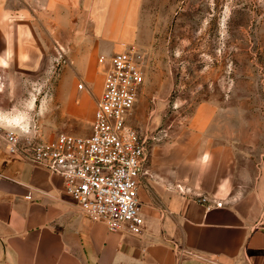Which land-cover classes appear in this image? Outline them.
<instances>
[{"label":"rangeland","instance_id":"obj_1","mask_svg":"<svg viewBox=\"0 0 264 264\" xmlns=\"http://www.w3.org/2000/svg\"><path fill=\"white\" fill-rule=\"evenodd\" d=\"M94 1L0 0V127L22 142L87 135L101 83L100 54L87 57L103 28L142 55L127 125L145 137L144 166L174 153L197 178L230 165L231 179L264 182V0ZM202 102L216 113L211 133L236 141L232 161L193 135L188 118Z\"/></svg>","mask_w":264,"mask_h":264},{"label":"crops","instance_id":"obj_2","mask_svg":"<svg viewBox=\"0 0 264 264\" xmlns=\"http://www.w3.org/2000/svg\"><path fill=\"white\" fill-rule=\"evenodd\" d=\"M108 2L94 1L96 8ZM93 33L99 40L89 44L90 65L96 54L107 55L120 45L103 28ZM93 83L92 99L101 91V83ZM212 106L199 104L188 124L209 151L213 144L221 146L218 159L232 161L236 141L211 133ZM224 168V176L214 173L205 180L191 175L177 154L150 160L137 191L144 230L131 236L81 215L63 193L58 174L8 154L0 138V264H264V232L254 227L264 206L263 179L243 174L237 181L227 176L230 165ZM172 242L198 257L177 261Z\"/></svg>","mask_w":264,"mask_h":264},{"label":"built area","instance_id":"obj_3","mask_svg":"<svg viewBox=\"0 0 264 264\" xmlns=\"http://www.w3.org/2000/svg\"><path fill=\"white\" fill-rule=\"evenodd\" d=\"M96 65L101 91L93 101L87 135L59 133L51 140L22 142L0 127V138L8 154L58 174L63 193L81 215L103 222L108 231L139 236L144 221L137 191L144 173L145 137L127 125V117L143 82L142 55L134 45L121 44L117 51L100 54ZM83 87L77 83L78 90ZM254 227L264 232V206ZM172 246L177 261L198 257L176 243Z\"/></svg>","mask_w":264,"mask_h":264},{"label":"clouds","instance_id":"obj_4","mask_svg":"<svg viewBox=\"0 0 264 264\" xmlns=\"http://www.w3.org/2000/svg\"><path fill=\"white\" fill-rule=\"evenodd\" d=\"M21 130L24 131V132H27L28 131V128H27V126H24V127H22Z\"/></svg>","mask_w":264,"mask_h":264}]
</instances>
